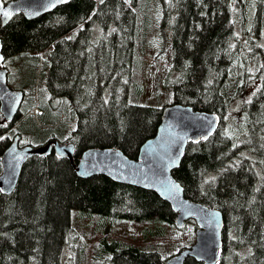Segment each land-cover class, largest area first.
Wrapping results in <instances>:
<instances>
[{"label": "trees", "instance_id": "1", "mask_svg": "<svg viewBox=\"0 0 264 264\" xmlns=\"http://www.w3.org/2000/svg\"><path fill=\"white\" fill-rule=\"evenodd\" d=\"M153 8L162 16L160 29L175 20L168 76L176 71L179 79L174 102L163 108L131 102L146 60L142 13L151 16ZM96 23L115 30L97 41ZM263 31L264 0H71L37 20L19 16L1 28L5 61L17 65V90L28 105L8 122L0 104V176L3 155L17 137L20 145L39 143L24 146L59 142L76 150L74 164L54 152L34 156L16 190L0 195V264H61L64 249L74 248L80 213L100 227L133 222L146 230L138 237L105 233L87 264H166L190 248L196 223L178 229V214L157 194L105 176L81 179L75 168L95 148L138 160L173 104L220 117L216 134L190 142L174 172L186 198L224 216L218 264H264ZM255 82L260 85L243 118L230 122L232 104Z\"/></svg>", "mask_w": 264, "mask_h": 264}, {"label": "water", "instance_id": "2", "mask_svg": "<svg viewBox=\"0 0 264 264\" xmlns=\"http://www.w3.org/2000/svg\"><path fill=\"white\" fill-rule=\"evenodd\" d=\"M234 3V0H230ZM71 0H0V29L8 26L16 17L28 21L37 20L52 13ZM9 11L10 17L2 12ZM5 57L0 38V104L1 113L8 122L15 121L25 99L23 91L9 86V71L4 68ZM221 125L220 117L196 111L192 107L173 104L164 109L163 121L157 135L144 144L138 160L128 158L121 150L90 149L75 166L81 179L105 176L113 182L154 192L171 205L178 214L176 227L182 229L188 222H195V243L167 260L166 264H186L193 259L203 264H218L223 249L225 220L222 212L210 209L186 198L184 187L174 177L180 169L190 142L208 140ZM74 144L54 142L34 148L20 145L17 137L2 158L0 176L1 194H12L19 182L25 165L34 156H46L54 152L74 164ZM175 186V187H174Z\"/></svg>", "mask_w": 264, "mask_h": 264}, {"label": "rangeland", "instance_id": "3", "mask_svg": "<svg viewBox=\"0 0 264 264\" xmlns=\"http://www.w3.org/2000/svg\"><path fill=\"white\" fill-rule=\"evenodd\" d=\"M9 2L11 0H4ZM153 2V0H151ZM144 16V29L146 35L144 36V43L146 48V60L144 65V71H141V81H137V86H133L131 102L135 105L142 106H156L163 108L167 104L174 102V84L179 79V74L173 71L168 76V71L172 64L171 53L173 52L172 40L173 33L171 26L175 22L174 18H171L169 22L160 29V22L162 19L161 14H158V10L153 8L152 14L147 11L142 13ZM150 28V30H148ZM115 30V25L112 27L104 29L101 23H96L94 27V36L97 41L109 38L113 31ZM169 36H162L164 31ZM260 44L264 48V31L260 39ZM160 66V68H159ZM253 69L254 63L251 64ZM4 68L9 71V86L13 90L19 89L18 85V68L17 65L8 58L5 61ZM251 72H253L251 70ZM259 82H255L247 88V90L242 94L235 103L232 104L228 118L235 121L233 118H243L244 116V106L252 99L254 95V90L259 86ZM49 98V95H48ZM27 102H24L21 108V112H24L27 107ZM39 114H42L40 110ZM36 114V110L34 111ZM76 125H72V130L75 129ZM26 141V142H25ZM30 144L32 146H38L39 143L32 139H26L21 142V146ZM86 214L80 213V218L76 216L74 222V228L76 230L77 239L74 243V248H65L62 255L61 264H78L77 252L80 254V264H87L91 258V252L96 247L97 243L100 241L105 233L125 235L134 237L143 236L146 232L144 230V224L133 223V222H114L115 224L104 228V226L96 225L97 220L85 216ZM160 240V239H159ZM83 256H87V259H82ZM96 254H94L95 256ZM91 263V261H90Z\"/></svg>", "mask_w": 264, "mask_h": 264}, {"label": "snow or ice", "instance_id": "4", "mask_svg": "<svg viewBox=\"0 0 264 264\" xmlns=\"http://www.w3.org/2000/svg\"><path fill=\"white\" fill-rule=\"evenodd\" d=\"M2 15H3V17H10L11 16V13L9 12V11H3L2 12ZM175 187V186H174ZM3 189H0V191H2Z\"/></svg>", "mask_w": 264, "mask_h": 264}, {"label": "bare ground", "instance_id": "5", "mask_svg": "<svg viewBox=\"0 0 264 264\" xmlns=\"http://www.w3.org/2000/svg\"><path fill=\"white\" fill-rule=\"evenodd\" d=\"M188 199V198H187Z\"/></svg>", "mask_w": 264, "mask_h": 264}]
</instances>
